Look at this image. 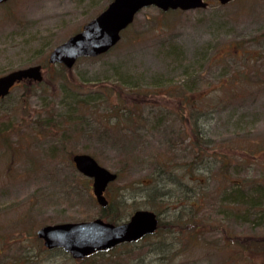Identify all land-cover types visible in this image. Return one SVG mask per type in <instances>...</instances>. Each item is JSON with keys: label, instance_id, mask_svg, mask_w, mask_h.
I'll use <instances>...</instances> for the list:
<instances>
[{"label": "rangeland", "instance_id": "374dc122", "mask_svg": "<svg viewBox=\"0 0 264 264\" xmlns=\"http://www.w3.org/2000/svg\"><path fill=\"white\" fill-rule=\"evenodd\" d=\"M108 1L0 4V75L41 63ZM206 1L189 10L142 8L109 51L71 68L42 65L40 85L24 80L0 103V124L10 126L0 133V264H264V195L242 214L225 194L238 189L230 181L251 196L255 185L264 188V0ZM196 78L202 92L192 96ZM121 105L136 106L131 122ZM191 105L200 108L213 158L207 196L197 197L192 218L177 221L174 206L151 200L142 184L157 159L190 184L180 173L196 157ZM74 153L118 174L105 195L119 221L155 205L161 229L83 259L45 249L41 226L101 216ZM190 219L193 234L177 233ZM234 235L240 246L228 240Z\"/></svg>", "mask_w": 264, "mask_h": 264}, {"label": "water", "instance_id": "95a60500", "mask_svg": "<svg viewBox=\"0 0 264 264\" xmlns=\"http://www.w3.org/2000/svg\"><path fill=\"white\" fill-rule=\"evenodd\" d=\"M5 0H0V3ZM225 4L230 0H218ZM205 0H110L93 18L84 23L80 30L56 44L48 53L49 63H60L71 68L81 57H94L113 47L134 16L142 8L155 6L168 10H188L205 7ZM43 78L41 65L35 64L12 70L0 75V98L5 97L12 86L22 80L35 82ZM75 168L92 178V192L100 206L107 204L104 191L114 181L117 173L101 166L88 153L71 156ZM158 224L156 213L149 209H136L127 220L111 223L100 217L83 221H67L46 224L37 229L36 235L49 249L60 247L73 258L87 257L99 251H108L118 244L135 242L147 234H152Z\"/></svg>", "mask_w": 264, "mask_h": 264}, {"label": "trees", "instance_id": "16d2710c", "mask_svg": "<svg viewBox=\"0 0 264 264\" xmlns=\"http://www.w3.org/2000/svg\"><path fill=\"white\" fill-rule=\"evenodd\" d=\"M40 64L46 68L49 67L50 65H52V64L48 63L47 56L43 57L42 62ZM191 75H192V73L188 74L187 77H191ZM195 84H198V87L195 90H194V88L191 89L193 92L192 96L196 90L198 92H202L200 90V87H201L200 79L196 78ZM223 84H225V83H223ZM37 85H40V82L37 83ZM136 90H138V89H136ZM166 90H169V89H166ZM5 98L6 97L0 98V103H2ZM198 98H200V96ZM198 98H196V100ZM182 100L187 101V97H185ZM123 103L126 104V102H123ZM189 103H191V102H189ZM73 105L74 106L77 105V102L75 100L73 102ZM124 106L125 105H121L120 109L123 112V114H124V112L128 111V112H126L130 116L128 121L131 122L132 119H131V114L129 113V111H130V109L135 108L136 106L131 107L129 105L131 108H126ZM197 107L198 106H196V107L192 106L191 108H189V110H191V113L189 114L190 115L189 118L191 119L190 126H192V132L194 134L193 142L195 141L196 145H197V150H196V148H194L196 157H195L193 162H188L186 164V166H183L181 168V173H180V176L183 175V177H182L183 179H184V177H186L187 180L190 181V184L182 182L180 177L177 175V173L175 174L172 170H169V171L165 170L164 166H163L165 163H163L161 160H158V159H157V166L158 167H156V169L153 173L148 175L149 180H147V182H143V184H142L143 187H146L147 190H150L147 192V195L151 198V200L154 199L153 201L161 203L165 199L166 203H164V204H167L166 207L172 208L174 206L173 218H175L177 221H178V219H180L182 217V213L188 214V217L192 218V216L195 215V211H196V204L195 203L198 202V201H196L197 197L199 199H204L208 194L206 183H207V180L209 178V176H208L209 173H207V172H210V170H211L210 169V163H211V160L213 158V151L210 147L209 138L206 137V132L203 130V127L201 126L200 122H198L199 115H198L197 111L200 110V108H197ZM194 115H197V116L194 117ZM3 126H5V127H3ZM8 127H10V126L4 125L3 123H1L0 124V133H5L6 135H9L10 129ZM201 135H203V137H200ZM6 139H7V137L5 136L4 137L5 142H6ZM194 169H196V170H194ZM117 179H118V176H117ZM230 183H231L230 185H233V184H235L236 186L239 185V186H237L238 189H236V190L232 189L233 186H231L230 189L225 194H231L232 200L237 201V203H238V200H240L241 198L246 199V201H243L241 204H237V203H228V204L233 205L236 208H238L239 206L243 207L242 209H240L242 211V214L249 213V211H251L255 207V204H257L256 202L258 200L263 199L262 197L264 195V188H262V187H257V185H255L253 187L254 191L252 192L253 196H251L246 191L244 192L242 190V189H246L245 185H243V187H240L242 185L236 181L235 182L230 181ZM169 184L176 186V188L175 189L171 188V185H169ZM239 187L241 189H239ZM176 189H178V190H176ZM224 196H226V195H224ZM183 199H185V200L183 201ZM172 201H173V203H171ZM236 208H229L228 211L234 209L233 211L237 212ZM115 210L116 209H111L110 198H109L108 204L104 207H101V213H100L101 216H99V217L103 218L106 221L112 222V223L120 222L114 214ZM150 210H152L156 213V215L158 217V224H157L156 231L151 235L145 236V239L147 237L155 235L161 229V226H162L160 209L158 207H155V205H152L150 207ZM193 221H191V219H190L184 225L178 226L176 232L178 233L181 231L182 234L185 233V234H191L192 235L194 232L193 230L198 228V227L196 228L195 222H193ZM228 240L229 241L232 240L233 243L236 244L237 246H240V244H241L240 238L236 235H234L232 238L229 236ZM158 244H161L159 246H163L162 241L159 242ZM166 249L169 250L168 248H166Z\"/></svg>", "mask_w": 264, "mask_h": 264}, {"label": "flooded vegetation", "instance_id": "af4514ba", "mask_svg": "<svg viewBox=\"0 0 264 264\" xmlns=\"http://www.w3.org/2000/svg\"><path fill=\"white\" fill-rule=\"evenodd\" d=\"M2 4V3H1ZM49 249V248H48ZM51 249H53V248H51Z\"/></svg>", "mask_w": 264, "mask_h": 264}]
</instances>
